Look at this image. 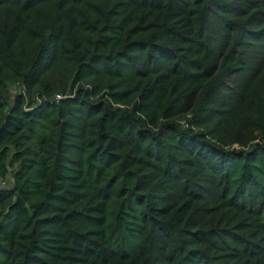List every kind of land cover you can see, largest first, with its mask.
Returning a JSON list of instances; mask_svg holds the SVG:
<instances>
[{"label":"trees","instance_id":"trees-1","mask_svg":"<svg viewBox=\"0 0 264 264\" xmlns=\"http://www.w3.org/2000/svg\"><path fill=\"white\" fill-rule=\"evenodd\" d=\"M0 264H264V0H0Z\"/></svg>","mask_w":264,"mask_h":264},{"label":"built area","instance_id":"built-area-1","mask_svg":"<svg viewBox=\"0 0 264 264\" xmlns=\"http://www.w3.org/2000/svg\"><path fill=\"white\" fill-rule=\"evenodd\" d=\"M60 96V95H59Z\"/></svg>","mask_w":264,"mask_h":264}]
</instances>
